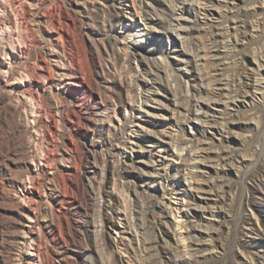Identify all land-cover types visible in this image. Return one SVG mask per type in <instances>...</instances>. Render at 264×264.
Returning <instances> with one entry per match:
<instances>
[{"label":"rangeland","instance_id":"rangeland-1","mask_svg":"<svg viewBox=\"0 0 264 264\" xmlns=\"http://www.w3.org/2000/svg\"><path fill=\"white\" fill-rule=\"evenodd\" d=\"M180 257L264 264V0H0V264Z\"/></svg>","mask_w":264,"mask_h":264},{"label":"bare ground","instance_id":"bare-ground-1","mask_svg":"<svg viewBox=\"0 0 264 264\" xmlns=\"http://www.w3.org/2000/svg\"><path fill=\"white\" fill-rule=\"evenodd\" d=\"M168 7V6H167ZM173 7V8H172ZM172 7H170V8H172V10H173V16H172V19L174 20V21H180L181 19L180 18H176V17H174L175 15H174V12H175V10H176V8L172 5ZM180 19V20H179ZM183 25V24H182ZM183 29H182V31H184L185 32V34H187V35H190V33L193 31V29H192V27H190V26H188V25H183V27H182ZM178 29V28H177ZM177 29H173L172 28V31L173 32H178V31H181V28L179 29V30H177ZM179 35L181 36L182 34L181 33H179ZM215 39H216V42L214 41V45H213V47H214V51L215 52H218V51H220V49H219V47H218V45H217V42H218V39L216 38V35H215ZM213 51V52H214ZM196 52V53H195ZM185 53H187V54H189V55H191V56H193L192 55V53H194V57L195 58H197L198 56H199V52H198V50L196 51H194V52H190V51H185ZM221 67V65H219V64H214V72H219L222 68H220ZM79 73L78 72H76V71H72V73H71V77H75L76 75H78ZM216 81V80H215ZM219 79H217V84H215L216 85V88H215V92L217 93V94H219V92L220 91H222V90H224V88L222 89L221 87H220V84H219ZM199 91H200V93L202 94V91H201V89H199ZM228 92L230 93L229 94V98L231 99V101L229 102V103H231V104H234L235 103V101H236V99H238V89L236 90V89H234V88H230V89H228ZM234 93H237L236 94V96L234 95ZM233 95V96H232ZM236 98V99H235ZM219 101H215V102H212V104H213V106H216V103H218ZM210 107H211V105H209ZM192 115H193V119H197V120H201L202 121V119H201V115H203V116H206L207 115V113H205V112H203V108L202 107H200V105L193 111V113H192ZM191 121H192V119H191ZM221 130H223V129H221ZM192 147V150L190 151L191 153H190V157L188 158V164L189 165H193V167H195V168H197V169H199L200 170V163L202 162L201 160H200V158H199V156H197L196 157V153H198V151H199V149L198 148H193V146H191ZM188 175H190V173L188 174ZM187 193H188V191H186ZM188 215H189V213H185V215H184V218H188ZM185 222H187V221H184L182 224H177V230H175V231H177L176 233H178L179 232V229H190V227L191 226H188L187 224H185ZM179 228V229H178ZM190 231V230H189ZM177 242H178V240H177ZM179 264H186V258H184V257H180L179 258Z\"/></svg>","mask_w":264,"mask_h":264}]
</instances>
